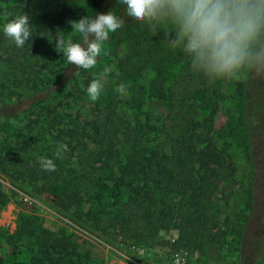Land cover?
Masks as SVG:
<instances>
[{"label":"trees","instance_id":"1","mask_svg":"<svg viewBox=\"0 0 264 264\" xmlns=\"http://www.w3.org/2000/svg\"><path fill=\"white\" fill-rule=\"evenodd\" d=\"M92 3L94 18L100 5ZM21 14L30 18L33 36L17 48L3 25ZM66 14L64 0H0V173L42 187L92 227L118 229L139 243L169 229L188 244L215 243L211 198L231 177L213 130L226 79L208 84L183 51L173 55L162 38L129 24L113 44L109 82L79 118L84 71L68 77L71 65L55 51ZM114 38L109 33L107 41ZM263 75L257 85L249 82L250 90L239 85L243 118L254 130H264ZM121 84L124 94L116 91ZM155 101L165 113L157 124L145 110ZM59 144L68 150L57 159ZM41 156L54 160V172L40 168ZM7 203L0 190V209ZM0 238L9 248L0 252V264H97L68 235L27 219ZM21 244L26 262L17 260Z\"/></svg>","mask_w":264,"mask_h":264},{"label":"rangeland","instance_id":"2","mask_svg":"<svg viewBox=\"0 0 264 264\" xmlns=\"http://www.w3.org/2000/svg\"><path fill=\"white\" fill-rule=\"evenodd\" d=\"M64 1L67 14L57 36L64 35L74 43L83 45V38L72 32L68 22L85 16L91 17L93 1L100 5V13L112 10L125 21L113 33L115 38L112 43L109 40L103 42L96 66L83 69L84 102L78 112L79 118L86 117L90 107L91 100L86 93L88 83L98 77H103V83L109 82L110 72L104 75V70L112 66V52L115 50L113 44L117 43L115 39L129 24H134L135 28L139 25L141 29L148 31L150 38H162L161 42L171 54L182 52L170 45L174 36L171 25H164V30L154 34L146 25L128 18L117 0ZM165 32L170 35L165 36ZM116 53H120L119 50L116 49ZM76 70L71 65L67 76L71 77ZM150 77V73L144 74L140 83L146 84ZM261 77V74L243 72L238 78L226 79L221 86L222 101L213 119V130L217 146L225 150L231 177L228 183L219 186L218 193L211 198L210 208L218 219L213 227L219 235L215 243L188 244L183 240L179 241L177 232L173 229L159 231L152 239L139 243L118 229L104 225L92 227L74 208L65 209L64 206H59L54 197L42 187L27 185L3 173H0V190L7 196L8 203L0 209V234H11L19 220L27 219L54 233L68 235L76 250L87 253L89 259L97 264H172L170 254L179 250L185 251L188 260L193 264H264V130L258 125L254 130L252 126L245 124L243 101L239 93L240 84L248 83L250 90L249 82L257 85V80ZM145 110L150 112L151 120L155 124L165 114L163 105L156 101L147 105ZM247 128L252 129L250 134ZM0 245V252H9L2 238ZM132 246L146 250L149 255L130 251ZM25 249L26 246L21 244L18 261L26 262L29 258Z\"/></svg>","mask_w":264,"mask_h":264},{"label":"clouds","instance_id":"3","mask_svg":"<svg viewBox=\"0 0 264 264\" xmlns=\"http://www.w3.org/2000/svg\"><path fill=\"white\" fill-rule=\"evenodd\" d=\"M125 15L133 22L146 25L156 34L171 25L173 49L179 48L189 59L193 72L202 74L208 84L220 79L238 78L243 72L264 74V0H117ZM7 15V14H6ZM72 32L80 34L83 45L64 35L55 39V51L62 53L77 69L96 66L103 42L120 29L125 21L112 10L69 21ZM3 34L17 48L33 36L30 18L21 14L3 25ZM165 36L170 33L165 32ZM111 71L105 68L104 75ZM103 77L91 80L86 93L91 101L99 99ZM116 91L126 92L121 84ZM67 145L59 144L54 153L62 158ZM37 163L47 172H54L53 159L41 156Z\"/></svg>","mask_w":264,"mask_h":264},{"label":"built area","instance_id":"4","mask_svg":"<svg viewBox=\"0 0 264 264\" xmlns=\"http://www.w3.org/2000/svg\"><path fill=\"white\" fill-rule=\"evenodd\" d=\"M130 251H135L136 253H141L144 256H148V252L141 248H134L133 246L129 249ZM172 264H193L187 258V254L185 251H175L170 254Z\"/></svg>","mask_w":264,"mask_h":264}]
</instances>
